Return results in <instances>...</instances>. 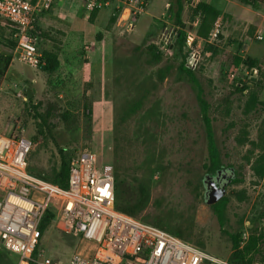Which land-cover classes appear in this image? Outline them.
Instances as JSON below:
<instances>
[{
	"label": "rangeland",
	"instance_id": "1",
	"mask_svg": "<svg viewBox=\"0 0 264 264\" xmlns=\"http://www.w3.org/2000/svg\"><path fill=\"white\" fill-rule=\"evenodd\" d=\"M101 2L97 11L81 12L76 24L83 37L64 39L55 28L40 24V49L60 47L61 65L51 74L18 59L16 47L9 46L14 27L2 22L0 55L13 58L0 77V119L10 117L15 133L24 129L32 138L40 123L34 107L39 112L55 108V126L34 140L30 163L46 169L58 163L56 143L75 155L93 151L99 167L112 168L113 154L129 181L147 194V207L137 219L172 233L177 229L182 239L228 263L231 233H240L244 243L253 232L258 237L256 263L263 264L264 176L249 157L264 117V82L245 60L252 57L264 69V1L181 0L183 27L176 22L178 0ZM199 3L221 11L208 41L198 35ZM180 28L186 32V67L190 53L198 57L196 68H188L203 89L221 160L241 178L227 187L223 223L205 200L203 180L210 160L204 106L196 85L181 70L183 52L175 40ZM245 82L249 88L238 90ZM84 243L55 221L39 251L65 264ZM0 264H18L1 241Z\"/></svg>",
	"mask_w": 264,
	"mask_h": 264
},
{
	"label": "built area",
	"instance_id": "2",
	"mask_svg": "<svg viewBox=\"0 0 264 264\" xmlns=\"http://www.w3.org/2000/svg\"><path fill=\"white\" fill-rule=\"evenodd\" d=\"M53 1L0 0V17L16 29L18 59L35 69L46 63L39 47L37 17ZM102 4L101 0H84L88 12ZM197 65L198 57L192 52L188 67ZM35 145L24 129L13 135L0 132V241L19 256L18 264L33 260L63 264L43 251L35 253L40 224L49 209L57 213L63 230L83 238L90 252L75 253L65 264H230L166 229L116 209L115 177L108 167L98 166L97 155L89 149L71 160L67 186L32 174L28 162Z\"/></svg>",
	"mask_w": 264,
	"mask_h": 264
},
{
	"label": "trees",
	"instance_id": "3",
	"mask_svg": "<svg viewBox=\"0 0 264 264\" xmlns=\"http://www.w3.org/2000/svg\"><path fill=\"white\" fill-rule=\"evenodd\" d=\"M240 1L247 3V4H256L259 2H263L264 0H240ZM178 2L180 3V7L178 8L176 12V22L179 25H181V27H183L184 23L181 21V17L183 13V5L181 4V0H178ZM49 11L50 10L46 11L44 14L39 15L37 17V24H38L39 29H40V24H42V22H45V23L48 22L49 19H47V14L49 13ZM95 11H97V9ZM196 14H200L202 16L200 25L198 27V35L201 36L204 40L208 41L209 37L211 36L212 30L214 29V24L216 20L218 19V17L220 16L221 11L217 8V6L213 4L199 3L197 10H196ZM3 21L5 20L0 17V30L2 28H5L4 26H2ZM115 21H116V17L112 16L110 18V22L113 23ZM15 32H16V29L13 28L12 32L10 33V36L13 37ZM58 32L61 34L63 33L62 30H59ZM44 36H48V35L44 34ZM185 37H186V32L182 28L178 29L175 35V40L176 42H178L180 51L183 52L182 53L183 62L181 64V70L196 85L198 89V98L204 106V119H205V124H206L208 155H209V160H210V164L207 168L206 174L210 175V174L217 173L218 170H221L223 168L230 167V166H226L221 160L220 151H219L217 141L215 138L211 118L208 115V104L203 96V89L199 83L196 73L195 71L189 69L185 65L186 56L183 50V46L185 43ZM16 43L17 42L15 39L11 40L9 46L12 49H15ZM61 43L62 42L60 41V44ZM174 45L175 44H173V46ZM206 45H208L209 46L208 48H210L208 50H211L212 45L210 44H206ZM43 55H44V59L46 63L40 68L44 72L49 73V74L56 72L60 68V65H61L60 47L58 45H55L53 48H44ZM12 58L13 57L11 54L6 55V56L0 55V77L4 75L5 71L10 66ZM245 65H247L250 69L256 68L257 74L259 77V83L264 82V69H262L258 65L256 59L252 57H248L245 60ZM248 88H249L248 82L242 83V86H237V89L240 91H243ZM35 108L36 107H34V110L37 112L36 118L40 120V123L37 127L36 134L32 136V138L35 141H39V136L44 134L45 129H48L51 132V127L55 126V125H52L51 123L52 117L55 114V108H48L45 110V112H39ZM9 120H10V117L8 116L2 117L0 119V132L13 135L15 133L16 123H13V125H11V122ZM56 145L58 147V151L60 155V160L58 163H54V165L46 169L45 167H39V166L37 167L34 164L28 162V170L32 174L38 177H41L45 180L56 183L60 186H67L71 160L77 155H75L74 153H72L71 151H69L68 149L64 147H61L60 144L56 143ZM251 154H252V157H249V161L252 158H255L252 164L253 168L256 170V172L260 176H264V117H263V121L261 124L258 137H257V141L253 143ZM109 156H112V159L110 160V163L112 164V168L110 167L108 168L111 170V172L113 173L115 177V206H116V209L137 218L138 216L141 215V213L147 207V203H148L147 194L143 189H140L138 185L129 181L125 168L120 164L116 156H114L113 154H109ZM240 181H241V178L239 177V172L236 171V177L233 179L232 183H236ZM228 201H229L228 196L225 195L218 202L210 205L211 209L216 214L220 223H223L224 213L226 211ZM263 217H264V213H263ZM57 218H58V215L53 209L47 210L40 224V229H39V239L40 240L43 237L46 230L55 221H57ZM173 232L174 233L172 232L171 233L180 238L183 237L182 233L179 230L176 229ZM75 235L80 238V240L82 241V245H83L84 243L83 238L78 234H75ZM230 236L232 239V251L229 256L230 263L231 264H257L256 263V253L258 252L257 251L258 237L255 235V233L253 232L250 233L248 239L244 243H243L240 233L238 234L231 233ZM86 247L87 245L85 244V247H83V250L81 252H84L85 254H90L89 251H86ZM6 251L10 254H14L8 250ZM38 252H39V245L35 253L37 254ZM14 255L18 257V262H19V256L17 254H14ZM262 262L264 264V259L262 260ZM26 264H37V262L33 260V261H29Z\"/></svg>",
	"mask_w": 264,
	"mask_h": 264
},
{
	"label": "crops",
	"instance_id": "4",
	"mask_svg": "<svg viewBox=\"0 0 264 264\" xmlns=\"http://www.w3.org/2000/svg\"><path fill=\"white\" fill-rule=\"evenodd\" d=\"M49 10L47 14L49 20L46 24L55 28L57 32L62 30V34L58 33L64 39L73 35H78V38L83 37L82 31L79 30L80 27L76 23L83 18L81 12L85 11L84 0H54ZM75 29H78L81 33L75 34Z\"/></svg>",
	"mask_w": 264,
	"mask_h": 264
},
{
	"label": "water",
	"instance_id": "5",
	"mask_svg": "<svg viewBox=\"0 0 264 264\" xmlns=\"http://www.w3.org/2000/svg\"><path fill=\"white\" fill-rule=\"evenodd\" d=\"M28 97H32L33 93L31 88L27 89ZM229 174H224L223 178L225 182L222 183L219 176L217 179H210V175L206 174L203 183L206 185L205 200L208 205H212L222 199L227 195V187L232 183L233 179L236 177V170L234 167H228ZM222 170H218V174H221ZM222 183V184H221Z\"/></svg>",
	"mask_w": 264,
	"mask_h": 264
},
{
	"label": "flooded vegetation",
	"instance_id": "6",
	"mask_svg": "<svg viewBox=\"0 0 264 264\" xmlns=\"http://www.w3.org/2000/svg\"><path fill=\"white\" fill-rule=\"evenodd\" d=\"M222 170V173L221 174H218V172L217 173H215V174H210V179H214V180H216L217 179V176H219V178H220V180H222V183H224L225 182V179L223 178V175L224 174H229L230 172H229V170H228V167H226V168H223V169H221ZM221 183V184H222ZM205 185V184H204ZM205 187H206V185H205ZM206 192V191H205Z\"/></svg>",
	"mask_w": 264,
	"mask_h": 264
}]
</instances>
